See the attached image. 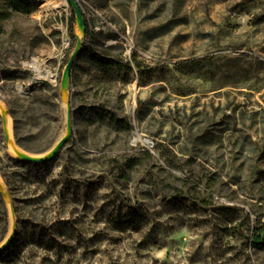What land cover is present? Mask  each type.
<instances>
[{
    "label": "rangeland",
    "instance_id": "rangeland-1",
    "mask_svg": "<svg viewBox=\"0 0 264 264\" xmlns=\"http://www.w3.org/2000/svg\"><path fill=\"white\" fill-rule=\"evenodd\" d=\"M29 2L9 22L30 36L7 46L0 100L12 139L13 114L18 146L40 154L64 131L59 82L77 28L67 0ZM78 2L88 27L71 138L25 162L0 118L16 222L0 264H264V0ZM200 57L194 73L173 68ZM128 204L137 229L121 222Z\"/></svg>",
    "mask_w": 264,
    "mask_h": 264
},
{
    "label": "water",
    "instance_id": "water-1",
    "mask_svg": "<svg viewBox=\"0 0 264 264\" xmlns=\"http://www.w3.org/2000/svg\"><path fill=\"white\" fill-rule=\"evenodd\" d=\"M67 2L74 15V22L77 28V32L74 33L75 44L68 57V60L66 61L63 67L59 82V96L61 102L63 99L65 100V103L62 106L64 113V123H65L64 131L62 132V134L57 138V140L53 143V145L49 149H47L46 151L40 154H33L25 151L15 143L12 137L11 139L9 137L7 125H6L7 117H9L8 109L0 100V104L2 105L0 109V118L2 122L5 142L6 144L10 143L13 146V154L18 159L25 162L40 163L50 160L52 157H54L57 154V152L61 149V147L73 135L74 128L72 122V106H71L72 89L70 88V79H71V72L73 69L74 62L81 50V38L84 36L85 33V21L78 0H67ZM0 195L8 209V214L10 217V229L6 234V236L3 238V240L0 241V252H1L12 240L16 228V222L14 220L15 211L12 205L9 191L6 188L5 182L3 181L1 176H0Z\"/></svg>",
    "mask_w": 264,
    "mask_h": 264
},
{
    "label": "trees",
    "instance_id": "trees-1",
    "mask_svg": "<svg viewBox=\"0 0 264 264\" xmlns=\"http://www.w3.org/2000/svg\"><path fill=\"white\" fill-rule=\"evenodd\" d=\"M34 8V4L30 3L29 0H0V62L2 58H7L12 51H9L7 46H11L14 41H20L27 39L30 35L22 28L15 27L16 24L10 25L16 19H21L23 16H29ZM72 11V10H71ZM72 13V12H71ZM70 22H72V16H70ZM12 26L9 31L6 27ZM87 24H85V33H87ZM42 36V35H41ZM7 43V45H4ZM5 46V47H4ZM36 44L34 42L30 43L28 54L32 55L35 51ZM81 51V50H80ZM18 52V51H17ZM79 55V54H78ZM91 62L95 66H101L109 68L110 63H105L103 61H95L91 57ZM209 57L194 58L187 61H181L175 63L173 68L184 74L194 73L201 68L205 67L209 62ZM0 70H4L0 67ZM4 76L6 75L5 70L2 71ZM1 74V71H0ZM6 78V77H4ZM14 119V135L17 140L18 145L23 146L20 141V132L18 127L17 118L12 114ZM45 162H40L37 164H45ZM140 215L134 206L128 204L126 211L121 215V222L132 229H137L140 225ZM7 227V209L6 205L0 195V240L6 233ZM260 240V235H254L251 243H257ZM9 245V244H8ZM7 245V246H8ZM7 246L0 252V257L6 253ZM6 256H9L8 254Z\"/></svg>",
    "mask_w": 264,
    "mask_h": 264
},
{
    "label": "bare ground",
    "instance_id": "bare-ground-1",
    "mask_svg": "<svg viewBox=\"0 0 264 264\" xmlns=\"http://www.w3.org/2000/svg\"><path fill=\"white\" fill-rule=\"evenodd\" d=\"M33 67V66H32ZM65 103V100L63 99L62 100V105H64ZM2 105L0 104V109H1ZM7 130H8V134H9V137L11 139V123H10V119L9 117H7ZM7 147H8V150L13 153V146L10 144V143H7Z\"/></svg>",
    "mask_w": 264,
    "mask_h": 264
}]
</instances>
